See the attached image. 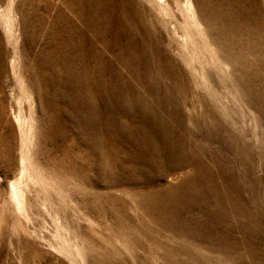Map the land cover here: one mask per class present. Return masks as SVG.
<instances>
[{
	"label": "rangeland",
	"instance_id": "374dc122",
	"mask_svg": "<svg viewBox=\"0 0 264 264\" xmlns=\"http://www.w3.org/2000/svg\"><path fill=\"white\" fill-rule=\"evenodd\" d=\"M2 242L0 264H264V0H0Z\"/></svg>",
	"mask_w": 264,
	"mask_h": 264
},
{
	"label": "bare ground",
	"instance_id": "6f19581e",
	"mask_svg": "<svg viewBox=\"0 0 264 264\" xmlns=\"http://www.w3.org/2000/svg\"><path fill=\"white\" fill-rule=\"evenodd\" d=\"M11 8L12 5L10 4L8 7V15L7 19L10 20V15H11ZM14 65L12 63V67L14 68ZM16 67V66H15ZM18 70V69H17ZM15 72V75L19 81V97L24 101L27 102L29 105V110L31 111L32 108V101H31V94L27 91L25 81L23 80L22 75H20L19 72ZM69 88V87H68ZM18 99V98H17ZM34 111V110H33ZM16 122L18 124V129L20 134L24 135L26 132H29V130L32 127V121H31V116L30 114H25L24 109L22 106H18V111L14 112ZM20 170L17 174V176L10 181V198L14 204V209H15V215L16 219L18 222L21 223V228L25 231L26 225L24 227L23 221L29 222V221H35V218L30 215V212H28L27 205H26V198H27V181H31L34 184H39L41 183L38 177V172L36 169L30 165L26 158L24 156H21L20 159ZM27 233L31 238H32V246H31V253L33 254V259L40 258L41 255V250L39 248L42 236L41 232L38 226H36L31 232H25ZM26 242H29L27 240ZM55 249L61 253H64L66 255H72V254H77L80 256V249L78 247H72V249L65 247V246H59L55 247ZM5 254V244H0V255L1 253ZM1 257V256H0ZM79 260H81V257H77ZM41 259V258H40ZM71 259V258H69ZM38 262V261H36ZM81 262V261H80ZM24 261L22 260L20 264H23ZM24 264H27L25 262Z\"/></svg>",
	"mask_w": 264,
	"mask_h": 264
}]
</instances>
